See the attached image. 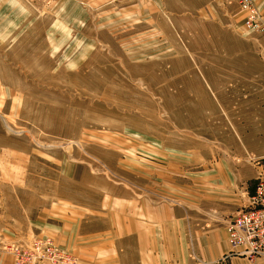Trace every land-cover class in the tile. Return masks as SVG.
Masks as SVG:
<instances>
[{"label":"rangeland","instance_id":"1","mask_svg":"<svg viewBox=\"0 0 264 264\" xmlns=\"http://www.w3.org/2000/svg\"><path fill=\"white\" fill-rule=\"evenodd\" d=\"M138 1L0 0L6 249L32 219L153 191L172 155L200 171L264 151V36L222 0L207 18Z\"/></svg>","mask_w":264,"mask_h":264},{"label":"crops","instance_id":"2","mask_svg":"<svg viewBox=\"0 0 264 264\" xmlns=\"http://www.w3.org/2000/svg\"><path fill=\"white\" fill-rule=\"evenodd\" d=\"M213 2L200 0L196 5L188 0L193 7L187 8L180 0L179 6L169 11L199 13L207 18L216 13ZM254 2L264 16V0ZM138 3L165 6V0ZM227 7L244 18L238 6ZM171 158L169 171L156 174L153 191L145 188L132 197L126 189L121 198L108 194L94 208L68 205L73 209L64 207L69 214L53 215V220L32 219L25 244L36 238H52L76 264H264V256L254 261L228 256L232 248L227 232L229 222L249 205L258 178L264 174V151L252 152L245 160L227 162L224 158L204 163L200 171L191 167L192 156H182L180 162L173 155ZM14 234L0 230V264H13L3 245L11 243L12 237H17Z\"/></svg>","mask_w":264,"mask_h":264},{"label":"built area","instance_id":"3","mask_svg":"<svg viewBox=\"0 0 264 264\" xmlns=\"http://www.w3.org/2000/svg\"><path fill=\"white\" fill-rule=\"evenodd\" d=\"M223 1L239 7L244 15V30L264 34V16L254 0ZM227 232L232 248L228 256L237 255L250 261L264 256V174L258 178L249 205L229 222ZM7 250L12 253L13 264H76L74 257L59 249L51 238H37L29 245H14Z\"/></svg>","mask_w":264,"mask_h":264}]
</instances>
